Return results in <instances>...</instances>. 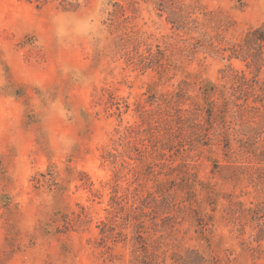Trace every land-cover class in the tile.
Here are the masks:
<instances>
[{"label": "rangeland", "instance_id": "rangeland-1", "mask_svg": "<svg viewBox=\"0 0 264 264\" xmlns=\"http://www.w3.org/2000/svg\"><path fill=\"white\" fill-rule=\"evenodd\" d=\"M198 2L206 13H197L201 30L215 35L220 47L264 21V0ZM160 8L154 0H0V264H264L256 223L248 214L232 223L224 210L227 194L235 207L251 206L264 194L246 180L223 178L227 160L263 168L264 162L240 149L233 129L227 153L223 141H211L187 144L167 160L175 167L185 159L217 193L214 204L192 202L207 223L201 227L198 213L182 202L187 195L178 175L161 168L152 149L162 131L148 130L149 123L160 125V94L183 79L194 97L202 81L225 83L228 66L248 77L255 68L204 47L189 59L177 46L200 33L175 30ZM101 9L97 39L89 25ZM57 19L64 30L59 38ZM157 45L178 68L160 75L155 65L143 66L142 55L157 53ZM258 78L264 79V67ZM226 120L240 127L228 114ZM255 120L264 129V118ZM127 126L138 130L126 140L145 149L140 157L117 140ZM255 147L264 150V133ZM116 150L121 155H109ZM159 185L170 188L172 219L162 222V213L146 209L144 225L135 228L121 225L118 214L114 233L101 232V222L111 218V195L123 196L128 206L127 188L146 193ZM196 190L201 200L199 185Z\"/></svg>", "mask_w": 264, "mask_h": 264}, {"label": "trees", "instance_id": "trees-1", "mask_svg": "<svg viewBox=\"0 0 264 264\" xmlns=\"http://www.w3.org/2000/svg\"><path fill=\"white\" fill-rule=\"evenodd\" d=\"M154 1L161 7V10H168L167 19L171 22L172 28L184 33L193 31L200 33L198 36H192V41H188V44L177 46L180 53L192 59L198 52L199 47H204L209 52L220 54L222 58L226 57L228 60L240 58L245 61L247 67L253 66L256 71L254 75L248 77L243 70H236L228 66L227 71H223L222 76L226 79V82H229L228 86L226 82L216 84L211 80H205L198 86L199 92L194 97L187 94L186 85L188 82L183 79L178 83L176 90L162 92L157 100L158 106L163 108L160 112L162 116L159 121L160 125L149 123L148 130L150 133L151 129H157V132L162 131V135L157 143L153 144L152 149L157 153L159 160H162L159 164L160 167L170 168L171 172L175 171L178 175V187L187 195L186 200H182V202L188 201L189 208L198 213L195 208H192V202H196L200 208L202 207V200L214 204L217 193L209 182L197 179L196 173L191 170L190 163L186 162L185 159L175 167H171L167 160L176 152L186 151L185 145L187 144H189V148L200 145L208 146L212 143L211 141H216L218 144L223 141L222 146L227 153L230 149L229 129H233L236 137L238 136L237 142H239L240 149L252 155L259 163L260 161L264 162V150L261 148L257 151L255 147L258 138L264 133L261 123L255 120L257 116L264 118V79L258 78L261 68L264 67V21L258 26L249 27L240 40L230 42L226 47H220L214 44L215 35L209 34L207 30H201L204 23H200L197 13H203L204 15L206 13L202 12L198 0ZM157 47V53L148 49L147 53L142 55L141 61L144 67L155 65L160 75L171 68L179 67V65L170 61L165 49L161 48L160 45H157ZM225 52H227V55L224 54ZM188 99L190 100L189 106L183 107L182 104ZM227 114L234 120L238 119L240 127L231 125L232 120H226ZM137 133L136 126H127L117 140L127 141L125 143L128 144L129 150L135 151L137 156L140 157L145 149L130 140H126L127 136ZM144 145V148L148 146L147 144ZM117 154L121 155V152L116 150V152H110L109 155L116 157ZM124 160L122 164H124ZM218 167L219 164L215 160L214 169ZM225 168L226 173L223 174V178L226 181L239 182L246 180L248 184L259 186L264 194L263 167L255 164H235L227 160ZM171 172H167V174ZM197 185H199L200 194H203L201 200L197 197ZM126 190L132 202L126 206L121 201L123 196L111 195L110 208L108 209L111 218L101 222L102 233L107 235L114 233L115 220L113 218L117 217L118 214H121L123 220L121 225H132L135 228H141L144 225L141 217L146 216V209H151L158 215L162 213V222L173 218V216L168 215V213L176 211L170 188L159 185L155 191L146 193L140 192L137 186L132 190L128 188ZM225 197L228 204L224 210L228 214V218L232 220L231 222H240L248 214L250 222L256 223L254 239L256 241L263 240L264 196L255 203L251 202L252 205L248 207H243L242 204L235 207V204L231 201V195L227 194ZM177 209H179L178 206ZM214 210L215 207L212 205L211 211ZM213 216V213L207 215V220L211 224V217ZM196 219L201 227L207 225L200 213L197 214ZM169 225L171 224L169 223Z\"/></svg>", "mask_w": 264, "mask_h": 264}, {"label": "clouds", "instance_id": "clouds-1", "mask_svg": "<svg viewBox=\"0 0 264 264\" xmlns=\"http://www.w3.org/2000/svg\"><path fill=\"white\" fill-rule=\"evenodd\" d=\"M103 9H101V14L96 15L93 19L92 22L89 25V32L90 34L99 39L100 35L103 31V15H102ZM54 22L57 24V28H56V34L57 37H61L64 34V30L62 28V26L60 25L58 19L54 20Z\"/></svg>", "mask_w": 264, "mask_h": 264}]
</instances>
